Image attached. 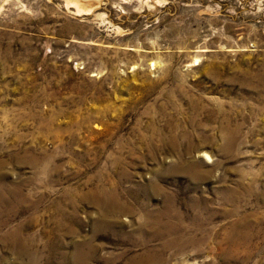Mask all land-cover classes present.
<instances>
[{"label":"rangeland","instance_id":"rangeland-1","mask_svg":"<svg viewBox=\"0 0 264 264\" xmlns=\"http://www.w3.org/2000/svg\"><path fill=\"white\" fill-rule=\"evenodd\" d=\"M0 224V264H264V0H0Z\"/></svg>","mask_w":264,"mask_h":264},{"label":"bare ground","instance_id":"bare-ground-1","mask_svg":"<svg viewBox=\"0 0 264 264\" xmlns=\"http://www.w3.org/2000/svg\"><path fill=\"white\" fill-rule=\"evenodd\" d=\"M79 11V10H78ZM197 60V59H196ZM210 119H212L213 121L215 120V114H211L210 115ZM203 126V125H202ZM154 127V126H153ZM159 128V127H158ZM178 126H172L170 129V134L169 135H164L167 138L170 139V141L173 144H178L179 143V135L178 133H176ZM180 128V127H179ZM232 128V127H231ZM189 130V129H187ZM178 131V130H177ZM240 131V130H238ZM158 132V131H157ZM162 132V131H161ZM160 132V133H161ZM233 132V131H232ZM230 131V129L228 128V126L226 125V123L223 126V138L227 140V142L229 144H231L234 141V137H233V133ZM236 132V131H235ZM238 133V132H237ZM167 134V133H166ZM150 135V134H149ZM182 135V134H181ZM200 135L202 136H207L203 133H201ZM239 135V134H238ZM163 136V134H162ZM192 134L190 132H185L184 136L182 137H191ZM238 137V136H237ZM145 138V136H144ZM159 138V137H158ZM161 138V137H160ZM186 138V139H187ZM185 139V138H184ZM192 139V138H191ZM190 139V140H191ZM159 140V139H158ZM189 141V140H188ZM182 142V141H181ZM156 143V142H155ZM191 143V141L189 142ZM161 144V143H160ZM193 144V142H192ZM148 145V144H147ZM153 146V145H152ZM227 146V145H226ZM165 147V146H164ZM175 147V146H174ZM153 148V147H152ZM226 148V147H225ZM188 149V148H187ZM177 150V149H176ZM156 151V150H155ZM176 152V151H175ZM206 156L209 157V159L211 158V156H209L210 154H208L207 151H204V153ZM213 159V158H212ZM181 160V159H180ZM188 161V160H187ZM184 162V161H183ZM186 163V162H185ZM184 164V163H183ZM189 167L186 171H188L189 169H191L192 167L196 168H200V164H198V162H194L192 160L188 161L186 163ZM179 166V165H177ZM172 167V166H171ZM176 167V166H175ZM174 168V167H172ZM182 168V167H181ZM174 171V170H173ZM181 171V170H180ZM195 171V170H194ZM179 172V171H178ZM182 172V171H181ZM110 176V175H109ZM123 177V176H122ZM200 177L197 176V179H199ZM104 185V184H103ZM105 186V185H104ZM107 186V185H106ZM109 187V186H108ZM114 187V186H113ZM115 188V187H114ZM154 188V187H153ZM158 192L161 193L162 189L159 188L158 186L156 187ZM81 195V194H80ZM87 195V196H86ZM77 196V195H76ZM83 199L86 200H91L93 201V203L95 202L96 204H98L99 206H101L103 208V219L102 221H100L97 224V229L102 230V229H113L114 227H116L117 224V220L118 218H120L124 213H127L130 208H128L126 206V204L124 203V201L122 200V197L120 195V193L117 191V189H111V188H98L96 190H92L91 192H89V194H85L82 195ZM75 198V197H74ZM73 198V199H74ZM227 198V197H226ZM171 197H169V203L166 204L162 209L157 210L155 213L152 211H148L149 214V219L150 222H152V233L151 236L152 237H157V236H162V235H176L182 227V224L184 223V215L183 213H181L176 207L175 204L172 203V201H170ZM68 200V199H66ZM198 200V199H197ZM72 201V200H71ZM74 202V201H72ZM199 202V201H198ZM74 205V204H73ZM198 205V204H197ZM102 213V212H101ZM167 217V219H169L168 222H163V218ZM146 218V217H145ZM201 218L199 214L195 215V222ZM193 220V221H194ZM99 221V220H98ZM97 221V222H98ZM149 221V220H148ZM143 223V222H142ZM186 223V222H185ZM199 223V222H198ZM145 224V223H144ZM202 224V222H201ZM1 225V224H0ZM147 225V224H146ZM186 225V224H185ZM196 225V223H195ZM150 226V224H149ZM202 226V225H201ZM115 230V229H114ZM203 230V229H202ZM13 232V231H12ZM11 232V233H12ZM16 233V232H15ZM114 233V232H113ZM191 233V232H190ZM10 234V233H9ZM181 235V234H180ZM188 235V234H187ZM7 236V235H6ZM141 236V235H140ZM12 237V236H11ZM181 236H179L180 238ZM204 237H198V234H189L188 237L186 236L185 239H178L177 236H175V238H173L172 240H170L169 242H167L165 244V247H169L170 245H176L178 246L180 249H183L186 244H199V243H203L206 240H203ZM229 238V237H228ZM227 238V239H228ZM7 240V239H6ZM244 241V238L242 239ZM19 242V240L17 241ZM242 242V241H241ZM241 242L236 243L237 244H242ZM20 244V243H19ZM177 248V247H176ZM98 252H99V246L97 244L94 243V240H90L87 241L85 243H80L77 245L76 247V251L75 253V257H74V262L75 264H92L94 262V260L96 258H98ZM149 254V253H148ZM34 256V255H33ZM36 257V256H35ZM148 260L147 257L145 256H141V257H137L132 259L128 264H145L146 261Z\"/></svg>","mask_w":264,"mask_h":264}]
</instances>
